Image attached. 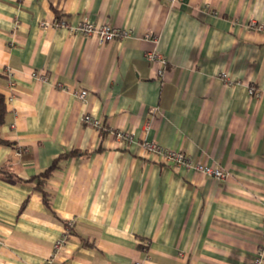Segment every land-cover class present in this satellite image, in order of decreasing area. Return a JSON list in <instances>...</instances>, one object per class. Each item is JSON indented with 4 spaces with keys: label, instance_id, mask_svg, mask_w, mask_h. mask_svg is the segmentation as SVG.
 Segmentation results:
<instances>
[{
    "label": "crops",
    "instance_id": "crops-1",
    "mask_svg": "<svg viewBox=\"0 0 264 264\" xmlns=\"http://www.w3.org/2000/svg\"><path fill=\"white\" fill-rule=\"evenodd\" d=\"M84 19L132 34L100 44L70 30ZM252 21L264 26V0H0V264H43L70 222L53 264H252L264 241V28ZM146 140L229 175L156 158ZM56 158L48 207L30 179Z\"/></svg>",
    "mask_w": 264,
    "mask_h": 264
},
{
    "label": "built area",
    "instance_id": "built-area-1",
    "mask_svg": "<svg viewBox=\"0 0 264 264\" xmlns=\"http://www.w3.org/2000/svg\"><path fill=\"white\" fill-rule=\"evenodd\" d=\"M57 25H66L65 22L57 23ZM251 26L256 27L258 29L264 28L262 24H257V22L252 21ZM70 30L72 32L74 31H80L85 36H96L100 44H106L108 42H111L113 40L117 39H123L126 37H129L132 34V30L128 28H122L115 25H112L110 23H104V24H98L96 22L89 21L87 19L82 20L76 27H70ZM152 33H147L146 38H152ZM146 58L150 62H157L161 64V69L159 73L161 75L164 74L167 66V59L166 57L160 53L158 50L153 49L146 53ZM6 75L9 77V84L11 88L16 84L15 81V75L11 70H7ZM33 76L36 78H39L41 80L47 81L48 76L44 73L34 72ZM222 77L226 78L227 74L223 73ZM60 86H63L62 84H59ZM251 93H254L257 95L259 92L256 88L251 87L250 88ZM74 93L77 95V97L81 99H85L87 96V92L85 90H75ZM14 95H11L9 97V100H13ZM83 121L86 124H90L96 128L102 127V120L100 118H97L91 114H85L83 116ZM118 135L125 139H131L132 132H118ZM143 146L147 149V151L151 154H153L156 158H162L168 162H172L175 166H182L187 168L188 170H195L196 172L202 173L204 175L211 176L215 179H225L229 175V171H227L225 168L220 166H214L209 165L206 163H203L201 161H196L191 156H188L183 151L173 150L166 148L160 144H158L154 140H146L143 142ZM73 225V222H70L68 224V227L71 228ZM67 227V230L64 235H62L61 238L56 240L54 244V250L53 254L43 263V264H53L54 260L57 256V254L63 250L67 243V239L69 235L71 234L70 229ZM264 263V241L262 245L259 247L257 251V255L254 258V261L252 264H263ZM135 264H145L142 261H137Z\"/></svg>",
    "mask_w": 264,
    "mask_h": 264
},
{
    "label": "trees",
    "instance_id": "trees-1",
    "mask_svg": "<svg viewBox=\"0 0 264 264\" xmlns=\"http://www.w3.org/2000/svg\"><path fill=\"white\" fill-rule=\"evenodd\" d=\"M6 113V103H5V96L0 92V125L4 121V115ZM1 143L9 144V142L0 139ZM60 165V158H56L53 163L43 172L39 173L35 177L31 178L30 180L34 181L37 180V188L42 191L44 201L48 207L51 206L50 203V196L48 192L44 189L46 181L49 177L53 174V172L59 167ZM0 172H3V168L0 167ZM68 227V223H67ZM69 228V227H68ZM71 231V228H69Z\"/></svg>",
    "mask_w": 264,
    "mask_h": 264
}]
</instances>
